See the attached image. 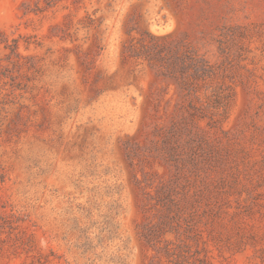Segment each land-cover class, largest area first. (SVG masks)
Instances as JSON below:
<instances>
[{
	"label": "rangeland",
	"instance_id": "374dc122",
	"mask_svg": "<svg viewBox=\"0 0 264 264\" xmlns=\"http://www.w3.org/2000/svg\"><path fill=\"white\" fill-rule=\"evenodd\" d=\"M166 204L264 264V0H0V264H165Z\"/></svg>",
	"mask_w": 264,
	"mask_h": 264
},
{
	"label": "trees",
	"instance_id": "16d2710c",
	"mask_svg": "<svg viewBox=\"0 0 264 264\" xmlns=\"http://www.w3.org/2000/svg\"><path fill=\"white\" fill-rule=\"evenodd\" d=\"M157 44L154 42L150 47L144 48V52H140L135 47L131 46V51L134 55H142L149 61L164 60L166 54L162 53L161 49H158L155 54H153L151 48H156ZM185 49V48H184ZM181 48H174L170 50V54L167 57L172 59V63L176 64ZM183 50V53L184 54ZM166 65V64H165ZM169 64H167L168 66ZM166 67V66H165ZM181 86L185 85V77L177 78ZM170 203L174 201L169 198ZM165 215L161 221L156 225L146 226L140 232V238L150 247L155 248L159 253L164 255L166 259L165 264H210L209 260L205 254V248H198L201 242L200 234L198 230L192 227L193 224H186L183 230L179 222V216L175 213L174 216L169 217L171 206H165ZM197 232V233H195ZM167 234H172L175 240L166 238Z\"/></svg>",
	"mask_w": 264,
	"mask_h": 264
}]
</instances>
